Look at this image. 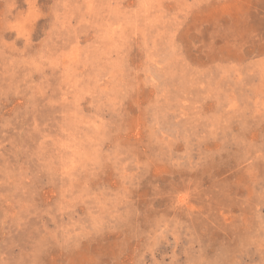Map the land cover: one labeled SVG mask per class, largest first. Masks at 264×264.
Segmentation results:
<instances>
[{
    "label": "rangeland",
    "instance_id": "rangeland-1",
    "mask_svg": "<svg viewBox=\"0 0 264 264\" xmlns=\"http://www.w3.org/2000/svg\"><path fill=\"white\" fill-rule=\"evenodd\" d=\"M0 264H264V0H0Z\"/></svg>",
    "mask_w": 264,
    "mask_h": 264
}]
</instances>
